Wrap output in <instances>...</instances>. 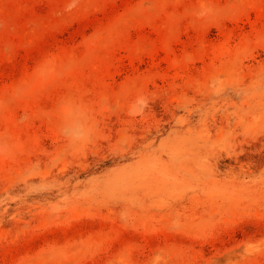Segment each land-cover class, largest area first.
<instances>
[{"label": "rangeland", "instance_id": "rangeland-1", "mask_svg": "<svg viewBox=\"0 0 264 264\" xmlns=\"http://www.w3.org/2000/svg\"><path fill=\"white\" fill-rule=\"evenodd\" d=\"M0 264H264V0H0Z\"/></svg>", "mask_w": 264, "mask_h": 264}]
</instances>
